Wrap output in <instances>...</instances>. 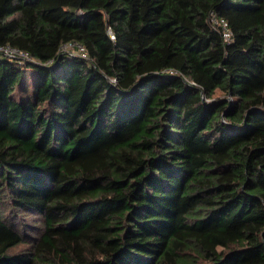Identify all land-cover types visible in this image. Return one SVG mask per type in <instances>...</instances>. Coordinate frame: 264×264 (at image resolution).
Masks as SVG:
<instances>
[{"label": "trees", "instance_id": "obj_1", "mask_svg": "<svg viewBox=\"0 0 264 264\" xmlns=\"http://www.w3.org/2000/svg\"><path fill=\"white\" fill-rule=\"evenodd\" d=\"M0 47V264H264V0H0Z\"/></svg>", "mask_w": 264, "mask_h": 264}, {"label": "built area", "instance_id": "obj_2", "mask_svg": "<svg viewBox=\"0 0 264 264\" xmlns=\"http://www.w3.org/2000/svg\"><path fill=\"white\" fill-rule=\"evenodd\" d=\"M210 22L214 29H217L223 36L224 40L229 43L233 40V31L231 30L228 21L223 18H218L215 12H211L209 15ZM61 51L69 54L72 57H82L87 59L88 54L82 45L76 42H70L61 47ZM0 55L8 58H18L22 60H32L31 56L24 51H20L11 47H0Z\"/></svg>", "mask_w": 264, "mask_h": 264}, {"label": "rangeland", "instance_id": "obj_3", "mask_svg": "<svg viewBox=\"0 0 264 264\" xmlns=\"http://www.w3.org/2000/svg\"><path fill=\"white\" fill-rule=\"evenodd\" d=\"M223 98V95H221L220 93H217V95H216V98ZM25 222H23V223H26L28 220H24ZM28 223H33L32 221H31V219L28 221ZM26 249V246H24V245H22V246H19V247H17L15 250H13V252H20V251H23V250H25Z\"/></svg>", "mask_w": 264, "mask_h": 264}]
</instances>
